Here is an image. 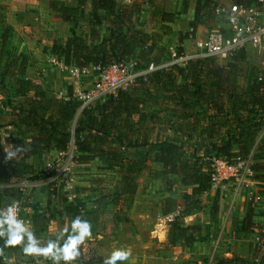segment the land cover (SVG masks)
<instances>
[{
    "label": "trees",
    "instance_id": "obj_1",
    "mask_svg": "<svg viewBox=\"0 0 264 264\" xmlns=\"http://www.w3.org/2000/svg\"><path fill=\"white\" fill-rule=\"evenodd\" d=\"M234 1L246 5L257 2ZM210 3V0H205L204 10H211ZM84 5L85 0H78L76 6L57 7V11L61 12L63 20H71L82 16ZM99 10L105 12L109 22L108 36H100L95 29L102 23ZM139 11L140 3L136 1L118 4L115 0H94L88 14L89 33H72L63 42L55 41L52 51L62 57L66 66L77 68L133 62L134 70H142L151 63H160L165 60L164 56L169 57V51L158 44L157 34H148L136 27L134 20ZM197 11L196 7L190 22L192 29L199 23ZM172 17V13H162V21H170ZM160 29L163 34L170 33L166 25H161ZM177 49L182 50L181 47ZM244 54L245 50L239 51L223 61L225 64L214 58H199L184 66L154 70L77 114L78 105L71 89L64 98L48 97L42 86L25 76V58L6 49L2 40V105L11 116L12 123L18 120L22 125H42L39 133L31 137L26 156L39 158L50 147L60 153L67 150L72 142L76 161L87 162L96 157L105 160L103 168L118 175L115 189L111 191L107 186L104 189L105 195L110 197L115 223L129 221L122 212L133 200L138 187L137 178L151 169L147 154L141 150L151 143L156 146L152 161L161 166L163 188L170 191L178 185L184 187L181 210L168 222V245L190 247L200 227L185 225L182 217L193 210H200L199 196L211 189L214 158L251 156L250 169L257 173L255 177L264 189V134L257 147L259 153L251 155L255 138L264 128V77L257 74L256 68L244 69L238 64ZM233 60L238 62H231ZM240 71H245L242 75L244 84L239 82L242 77ZM30 92L32 95H28ZM156 100H166L173 107L164 106L162 110ZM194 107L198 108L197 112H192ZM155 126L164 135L154 134L152 142L149 137ZM20 166L27 165L21 160L4 159L0 141V183H7L12 177L21 178L24 172L18 171ZM96 181L102 180L92 179V182ZM92 187L89 185L86 189H96ZM103 208L104 205L102 211ZM98 211V208H87L84 201L62 197L61 209L50 212L48 218L51 220L55 215H64L72 223L77 217L90 222L97 218ZM38 216L43 218L44 214L39 212ZM33 224L38 231L46 227L41 219L33 221ZM253 226L248 216L240 221V229L244 232H251ZM18 245L19 238L0 217V264H4L3 252ZM252 247L254 255L250 259L233 256L215 264H264V248L254 243Z\"/></svg>",
    "mask_w": 264,
    "mask_h": 264
},
{
    "label": "crops",
    "instance_id": "obj_2",
    "mask_svg": "<svg viewBox=\"0 0 264 264\" xmlns=\"http://www.w3.org/2000/svg\"><path fill=\"white\" fill-rule=\"evenodd\" d=\"M77 1L78 0H0V45L3 40V45L6 49L19 57L25 58V76L30 78L34 83L42 86L45 90V94L50 98L61 99L66 97L69 89L76 91L78 88L90 85L88 79L79 83L75 82L70 74L71 66H66L63 63L62 57L52 51V45L55 41L63 42L72 33L82 35L89 33L90 26L88 14L91 11V3L94 0H85L82 16H77L71 20H63L61 12L57 11V7L76 6ZM115 1L118 4L121 2L130 4L134 1L140 3V11L134 20L136 22V27L148 34H157L158 44L167 49L174 46L185 48L189 43L187 34H190L193 38L202 37L208 31L207 28L209 25L207 26L206 20L208 18L206 13L209 9L204 10L203 8L205 0H150L151 2H149V0ZM210 1L213 2L214 0ZM250 4L257 5L264 15L263 0ZM196 7L198 8L197 18L199 23L195 29H192L190 27V22L194 18ZM98 13L100 14L102 23L97 25L95 29L100 36H108L110 25L105 12L99 10ZM162 13H172L173 17L170 21H162ZM209 19H211V16ZM151 24L156 25L152 27L153 25L151 26ZM161 25L168 26L170 28V33L163 34L160 29ZM1 67L0 69H2ZM28 95H32V93L30 92ZM0 112V141L2 144L3 157L6 161L21 160L26 165L33 166V169L39 171L49 159L55 158L59 154L54 147H50V149L44 152L39 158L35 159L31 155L26 156L25 154L30 148L29 142L31 137L39 133L42 125H37L36 123L34 125L30 123L29 125H22L18 120L12 123V118L7 114V110L3 109ZM3 118H6V120L4 121ZM263 134L264 128L259 131L255 138L251 155L256 152L259 153L257 147ZM13 149L16 150V155L12 159H6V152ZM76 163L81 165L79 166L81 174L76 176V180L81 183L79 184L80 186L87 185L92 179H101V182H104L103 177H106L108 173H115L112 170L103 168L106 162L101 157H96L87 162L77 161ZM37 171H35V173ZM43 179L44 177H40L38 180L28 181L41 182ZM19 180L22 179L12 177L9 182L0 183V185L6 184L1 186L0 189L16 188L15 184ZM259 184L262 183L259 182ZM61 185L62 182H57L56 186H54L53 183L48 184V182L35 185L28 184L24 192L20 193L19 196L9 199L4 205L16 199L21 201L24 200L25 204L31 209L32 218L33 213H35L34 210L41 212L42 207L46 208L48 213H55L57 210L61 209V197L73 200V198L79 194L77 190L69 194L65 191V194H63L64 190L62 189V195L60 197L57 195V192L61 189ZM139 187L140 184L132 200L135 201L137 205L134 207H138V214L141 217L153 215L155 210L151 211L150 208H146L144 205L140 206L141 204L138 202L140 197ZM177 187L184 188L182 185L173 188ZM173 188L171 190H173ZM242 188L243 187L237 190L235 189L236 195L232 196V198L227 195L225 199L219 200L215 221H211L208 212L206 214L199 210H194L185 215L186 218H189V221H191L189 224L184 223L185 225H197L200 227L198 236L190 247H185L182 244L175 246L168 245V223L163 222L164 218L168 221V218L171 217L169 212L170 209L167 207L164 210L159 209L156 213L157 217H155L157 220L154 219L153 216L148 226H139L140 228L137 229L130 226V224L129 228L132 230V237H128L122 245L116 244L115 247L119 248V250L128 249L127 251L130 253V248L133 246V243L135 244L136 239H141L140 235H137L135 239L134 233L143 234V237L148 234L147 236L152 238V233L157 229L156 226L162 225V231L165 237L163 240H157L156 243L159 245V249L150 250L149 245L145 244L147 248L143 245L144 248L148 249L151 253H146L144 255L145 257L143 256L141 260L138 259L137 261L139 264H209L210 262H212L211 264H215L218 260L235 256L234 254L246 258L252 252L253 242L251 241V232H244L240 229V221L247 216V202L242 199V195H246V191H250V186L247 185L244 189ZM213 190L214 189L211 188L209 192L212 193ZM170 191H167L166 194H169L168 192ZM70 195H73V198H71ZM168 197L170 198V196ZM172 197H175L173 200L174 202H168V205H171V203L177 204L176 207L183 205L182 195L177 196L178 198L175 195ZM55 202H57L55 204V210H49V207H52ZM128 219L132 220L133 218L132 216H128ZM231 220L232 222H230ZM87 224L90 226V222H87ZM72 225L73 223L70 219L66 218L64 215L60 217L55 215L50 220L47 227L42 231H38L35 229L32 221L27 232V235L30 234L32 239H28L26 235L22 241L19 240V245L16 248L5 250L3 252L4 264H32L35 260L34 258H39L42 263L45 259V262H54L58 264L55 257L57 255L62 257L65 253L55 249L52 244L49 249L52 247L54 249L52 248L50 251L45 249L47 243H45L44 237H47V235L53 238L62 237L60 241L67 243L75 235V229ZM116 225L123 228L122 225L128 226V223L121 221L116 222ZM132 225H134V222ZM92 232L94 231L91 229L90 234L85 236L84 239L87 238L89 241H92L95 236L96 239L101 237L96 232V235L93 236ZM243 232L247 237H243ZM158 235L157 237H160ZM33 236H35L34 240ZM151 238H149V240ZM33 246L39 249V251L36 252ZM131 257L132 254L130 253L127 260L117 261V264H136V260L131 259ZM73 260L72 263H77L75 257ZM70 261H65L64 263L68 264Z\"/></svg>",
    "mask_w": 264,
    "mask_h": 264
},
{
    "label": "built area",
    "instance_id": "obj_3",
    "mask_svg": "<svg viewBox=\"0 0 264 264\" xmlns=\"http://www.w3.org/2000/svg\"><path fill=\"white\" fill-rule=\"evenodd\" d=\"M261 2L262 0H257ZM211 12L215 18L214 26L208 29L202 37H194V42L189 51H179L177 47L168 49L169 57L157 64H149L142 70H134L133 62H117L105 66L88 65L83 68L71 66L70 74L75 82H81L88 75L94 78L87 87L72 91L77 102V114L84 108L104 100L108 95L115 94L119 89H125L135 83L136 79L146 76L148 73L170 66H184L199 58H214L218 62L226 61L235 56L239 51L247 47H254L264 51V15L255 4H242L232 0H214L211 2ZM180 47V46H179ZM83 77V78H82ZM3 109L2 96L0 95V111ZM75 160L74 145L60 152L55 158L49 159L43 167V181L29 182L19 180L15 187L24 191L28 184H48L62 182L64 189L72 193L74 186L73 165ZM251 156L242 158L235 155L230 158H214L210 182L212 188L224 190L228 181H240L243 172L255 173L250 169ZM6 184L0 185L4 186ZM31 209L24 200H13L11 203L0 208V217L5 220L15 232L19 240L27 235L31 226ZM173 217H169L170 221ZM251 241L259 248H264V222L261 226L253 227ZM32 264H55L54 262L42 263L39 258H34Z\"/></svg>",
    "mask_w": 264,
    "mask_h": 264
},
{
    "label": "rangeland",
    "instance_id": "obj_4",
    "mask_svg": "<svg viewBox=\"0 0 264 264\" xmlns=\"http://www.w3.org/2000/svg\"><path fill=\"white\" fill-rule=\"evenodd\" d=\"M139 1V0H138ZM207 15V30L211 29L214 26V21L215 18L212 15L211 10L209 9L206 13ZM211 16V19H209ZM203 20V19H201ZM153 25V26H152ZM154 25L156 24H151L152 27H155ZM144 28V27H142ZM187 38L189 39V43L187 44V46L183 49L185 51H189L190 48L188 47H192L194 39L193 36H191L190 34H187ZM175 47V46H174ZM188 48V49H187ZM165 55V54H164ZM164 59L167 60L168 56H164ZM231 62H238V61H231ZM221 63V62H220ZM228 63V61L226 62ZM221 64H225V62H222ZM240 66H243L244 69L248 68V67H254L256 68V72L259 76L264 77V51H259L256 48H252V47H247L245 50V54H244V58L243 60L238 63ZM245 71H240L239 73L241 74V76L243 75ZM83 78V77H82ZM94 78V74L93 75H88L87 77H85L84 79H88L91 83V81ZM245 78H243V76L239 79V82L241 84H244V80ZM7 84V83H5ZM3 90V89H2ZM2 94V92H1ZM0 94V95H1ZM160 95H158L157 97H159ZM4 99V97L2 96V100ZM156 100L155 103L159 106V108H162V110L165 108H172L173 105L170 104L169 102H167L166 100ZM97 104V103H94ZM3 110V109H2ZM198 108L194 107L192 109V112H197ZM190 111V110H189ZM1 113V112H0ZM3 114V112H2ZM159 116H162L161 113H158ZM165 115V114H163ZM3 120L5 121L6 118H3ZM155 131L151 133V136L149 137V140L153 142L154 140V134H159L160 137L161 135H164L161 131L160 128L158 126H155ZM19 135V134H18ZM156 146L151 144H148L144 149L142 148V152L143 154H147V159L151 165V169L149 171H144L138 178H137V183L138 185L140 184V187L138 188L139 193H140V197H139V203L141 204L140 206L144 205L146 208H150L151 211H154L155 213H153V215L150 216H140L138 214V207H134L137 206L135 203V201H132L131 204H129V206L127 205L125 210L122 212L123 216H132V220L129 219L128 226H123V228H120L116 225V223L113 221V213H112V209L110 207L109 201H110V197L106 196L104 193V189L106 188L105 186L109 187L111 191H113L115 189V186L117 185V178L118 175L116 173H108L106 175V177H103L104 182H92V180L87 184V185H79L81 183H79L76 180V176L78 174H81V169L78 163L73 165V172H74V177H75V181H74V186L72 188V192L75 190H77V192L79 193L78 195H76V197H72L73 195H70L71 198L79 200V201H84L87 208L93 209L95 210L96 208L99 209L98 211V216L97 218H95L93 221H90V226L91 229L94 231L92 232V235L95 236V232L101 236L99 237V239L95 238L92 239V241H89L87 238L83 239V241L79 242L76 247L75 250L78 253V255L75 256L76 262L75 264H104V261L110 256V254L115 251V250H119V248L115 247L116 244H120L122 245V243L125 242L126 239H128V237H132L131 232L132 230L129 228L130 226H133L135 228H140L139 226H148L149 225V221L151 222L154 216V219L157 220L156 213L158 212V210L162 209L164 210L166 207L168 209H170V214L172 217L174 216H178L179 211L181 210L179 206L176 207L177 204L171 203V205H168V202H171L174 200L175 197H172L173 195H175L176 197L181 195L180 191H182V187L180 188H173V190H171L170 192H168L169 194H166V190L163 188V181H162V177H161V166L158 163H155L152 161V156L154 154V150H155ZM258 153H254L253 155L255 156ZM252 158V157H251ZM20 161V160H18ZM44 167V166H43ZM79 167V168H78ZM25 168V170H24ZM23 170V174L21 175V178L18 179H22V180H38L40 177H43V168L40 169L39 171H37V169H33V166H20L18 167V171L22 172ZM35 171H37L35 173ZM256 173H251L250 175L248 174V171L243 172V179L240 178V181H228L226 183V188L224 190H220L218 188H213V192L210 193L209 191L202 193L199 196V206L200 208V212H204L207 214V212L210 215V219L211 221H215L216 220V211H217V207H218V202L221 199H225L227 195H229L230 198H232V196H235V189H240V187H243L242 189H244L245 187H247V185L250 186V191H246V195H242V199H244L247 202V216L249 218H251V220L254 222V226L253 227H258L261 226L264 222V189L262 188V184H259L260 181H258V179H256ZM63 185V183H62ZM62 185L60 186V190H58L57 195L61 197L62 195V189L64 190L63 194H65V189L64 186L62 187ZM89 185L93 186L92 188H96V189H86ZM212 188V187H211ZM262 188V189H260ZM241 191V190H240ZM24 191L19 190L18 188H1L0 189V208L11 198L19 196L20 193H22ZM239 192V191H238ZM237 192V193H238ZM68 193V192H67ZM69 194V193H68ZM170 196V198L168 197ZM152 197V198H151ZM59 198V197H58ZM62 198V197H61ZM149 198V199H146ZM178 198V197H177ZM182 201V199H181ZM174 202V201H173ZM217 202V203H216ZM57 202L53 203L52 207H49V210H55V204ZM137 203V204H139ZM215 203V206H214ZM33 204V203H32ZM242 204V203H240ZM102 205H104L103 211L101 209ZM165 206V207H164ZM27 207L29 208V206L27 205ZM205 208V209H204ZM38 209V208H37ZM101 209V210H100ZM136 209V210H135ZM194 211V210H193ZM192 211V212H193ZM35 213H33V221H38L41 219V221H44L46 224V227L48 226V223H50V220L48 218V210H46V208L42 207V213L44 214L43 218H39L38 214L39 212L37 210H34ZM170 216V215H169ZM168 217V216H167ZM164 223H168V221L166 220V218L163 219ZM189 218H186V216L182 217V222L189 224L191 221H189ZM62 222V221H61ZM134 222V225H132V223ZM232 222V220L230 221ZM63 223V222H62ZM162 223V222H161ZM61 224V223H60ZM140 224V225H139ZM128 227V228H126ZM168 227V224H167ZM252 227V229H253ZM156 230L155 232L152 233V238L148 237L146 234L143 237V234H135L134 233V238L136 239L137 235L141 236L140 240L135 241V244L133 243V246L130 248V253L132 254L131 259H135V263L139 264V262L137 261L138 259L141 260L143 258V256L146 253H151L149 252L148 249L145 246L149 245L150 250L154 249L157 250L159 249V245L156 243L157 240L161 239L163 240L165 235L164 232L162 231V225H157L156 226ZM128 229V230H127ZM168 230V228H167ZM137 231V230H136ZM159 234V235H158ZM254 233H251L250 235H253ZM131 235V236H130ZM160 236V237H157ZM243 237H247L244 232H243ZM28 239H32V236L29 234L26 236ZM35 236H33V240H34ZM45 238V243H47V247H45V249L47 250H51L53 247L55 249H58L59 251H63L64 245L65 243H63L61 240L62 237H50L47 235V237ZM149 238H151L149 240ZM144 239V240H142ZM47 240V241H46ZM144 241V242H143ZM44 243V244H45ZM143 243V244H141ZM53 245V247L51 249H49L50 245ZM42 245V244H41ZM145 248H144V246ZM34 250L36 252L39 251V249L35 248V246H33ZM125 247V245H124ZM53 248V249H54ZM121 248V247H120ZM126 248V247H125ZM124 251H127L128 249H122ZM43 251V249H42ZM235 256H238L237 254H234ZM254 255V250L252 247V252L247 256L249 259L251 258V256ZM145 257V256H144ZM232 257V256H231ZM230 257V258H231ZM46 260H43V263H49V262H45ZM72 261H74L73 259L70 261V263L68 264H74L72 263ZM58 264H66L64 263L65 261L63 259L57 261ZM212 262H210L209 264H211Z\"/></svg>",
    "mask_w": 264,
    "mask_h": 264
},
{
    "label": "clouds",
    "instance_id": "obj_5",
    "mask_svg": "<svg viewBox=\"0 0 264 264\" xmlns=\"http://www.w3.org/2000/svg\"><path fill=\"white\" fill-rule=\"evenodd\" d=\"M16 155V150H10L6 152L5 158L12 159ZM73 228L75 229V235L65 244L63 248V252L65 253L62 257L57 255L55 259L59 261L61 258L65 261L72 260L78 253L75 250L76 245L81 242L85 236L90 234V226L87 224L86 221L77 217L73 221ZM9 239H12L10 236ZM130 253L124 250H115L113 251L110 256L104 261V264H117V261H125L128 259Z\"/></svg>",
    "mask_w": 264,
    "mask_h": 264
}]
</instances>
